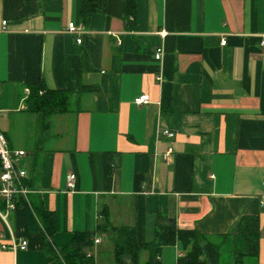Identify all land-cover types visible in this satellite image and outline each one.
Segmentation results:
<instances>
[{
	"label": "crops",
	"instance_id": "0c3cea01",
	"mask_svg": "<svg viewBox=\"0 0 264 264\" xmlns=\"http://www.w3.org/2000/svg\"><path fill=\"white\" fill-rule=\"evenodd\" d=\"M92 1L85 21L83 0H0V129L25 150L17 164L32 190L31 207L18 200L0 216V264H59L43 248L37 204L55 216L57 247L106 215L141 243L155 240L158 215L173 219L161 264H177L198 236L222 235L216 264H237L233 234L257 215L258 253L238 264H264V0ZM37 84L68 91L66 109L31 111L26 88ZM12 235L27 247L3 248ZM96 237L93 264L105 251L108 264H129L116 262L111 236ZM149 257L142 250L139 264Z\"/></svg>",
	"mask_w": 264,
	"mask_h": 264
},
{
	"label": "trees",
	"instance_id": "16d2710c",
	"mask_svg": "<svg viewBox=\"0 0 264 264\" xmlns=\"http://www.w3.org/2000/svg\"><path fill=\"white\" fill-rule=\"evenodd\" d=\"M96 2L83 0L82 15L85 21L98 8L96 6L99 3ZM68 93V91L44 89L42 84L32 86L29 93V109L35 112L44 111L46 115L63 111L66 109ZM34 209L43 226V248L47 254L54 256L59 264H93L94 259L87 255L86 249L93 245L97 233L111 236L117 263L127 261L129 264H139L140 252L147 249L150 252V257L143 264H161L159 255L162 247L166 244H174L176 240V224L173 219L166 216H157L155 240L141 243L137 240V231L134 227L114 226L106 215L95 232L77 231L67 246L57 247L51 240L55 231L54 214L40 204L35 205ZM259 227L257 215L241 217L238 232L233 234V257L237 264L244 262L248 256L257 255L260 238ZM226 238L227 235H222L220 242L212 243L206 239L202 241L203 238L198 236L191 250L185 256L180 257L177 264H216Z\"/></svg>",
	"mask_w": 264,
	"mask_h": 264
},
{
	"label": "built area",
	"instance_id": "2783aa9c",
	"mask_svg": "<svg viewBox=\"0 0 264 264\" xmlns=\"http://www.w3.org/2000/svg\"><path fill=\"white\" fill-rule=\"evenodd\" d=\"M5 23V21H3ZM67 32L72 35H77L76 42L82 43L83 30L75 22H70L67 27ZM226 43V38L223 37L221 44ZM264 46V39L261 41ZM163 55L162 47H158L155 53V58L160 60ZM1 91V88H0ZM27 94L30 93V89L26 88ZM42 93V91H40ZM149 100L148 94H142L135 99L137 104L147 103ZM162 134L168 138H173L175 132L169 128H164ZM174 149L171 145L168 146L164 152L163 157L165 160H169L172 157ZM25 150L15 149L10 147L9 140L6 134L0 129V200L4 202L5 209H0V216L7 222V217L10 211L17 207L18 200H22L27 207H31V201L29 195L32 192L28 185V174L25 168L18 166L19 159L25 155ZM264 185V180H263ZM76 186V174L70 173L67 179V187L69 190H73ZM261 204L264 206V199L261 200ZM101 241L100 237L94 239L95 244ZM28 245L26 239L18 240L12 235L11 242L3 243V248H11L13 250L25 249ZM87 255L94 258L92 251H87Z\"/></svg>",
	"mask_w": 264,
	"mask_h": 264
},
{
	"label": "rangeland",
	"instance_id": "374dc122",
	"mask_svg": "<svg viewBox=\"0 0 264 264\" xmlns=\"http://www.w3.org/2000/svg\"><path fill=\"white\" fill-rule=\"evenodd\" d=\"M104 242H106V243L112 245L111 242H110L109 240H108V241H104ZM105 249H106V248H105ZM145 253H147V251H146ZM107 256H108V253L105 251V252H104V255H103V259L101 260V259L99 258V263H100V264H108V262H106V261H107ZM105 259H106V260H105ZM95 264H96V262H95Z\"/></svg>",
	"mask_w": 264,
	"mask_h": 264
}]
</instances>
